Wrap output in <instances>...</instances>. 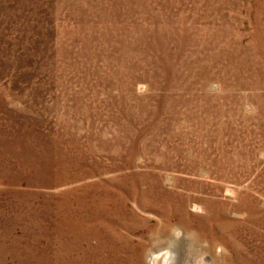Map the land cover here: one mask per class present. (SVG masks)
Masks as SVG:
<instances>
[{
	"label": "rangeland",
	"instance_id": "1",
	"mask_svg": "<svg viewBox=\"0 0 264 264\" xmlns=\"http://www.w3.org/2000/svg\"><path fill=\"white\" fill-rule=\"evenodd\" d=\"M167 247L264 264V0H0V264Z\"/></svg>",
	"mask_w": 264,
	"mask_h": 264
},
{
	"label": "bare ground",
	"instance_id": "2",
	"mask_svg": "<svg viewBox=\"0 0 264 264\" xmlns=\"http://www.w3.org/2000/svg\"><path fill=\"white\" fill-rule=\"evenodd\" d=\"M167 248V251H156L151 254L150 264H174L176 259L179 257H177V253L172 247Z\"/></svg>",
	"mask_w": 264,
	"mask_h": 264
}]
</instances>
